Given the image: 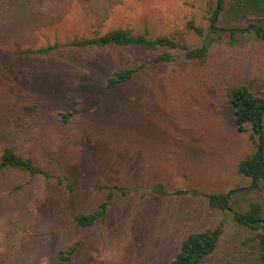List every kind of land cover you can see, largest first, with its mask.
I'll return each instance as SVG.
<instances>
[{"label":"rangeland","instance_id":"374dc122","mask_svg":"<svg viewBox=\"0 0 264 264\" xmlns=\"http://www.w3.org/2000/svg\"><path fill=\"white\" fill-rule=\"evenodd\" d=\"M216 1L0 0V152L10 147L73 187L0 172V264H169L188 234L222 221L218 246L200 264H261L255 231L232 213L203 196L148 190L221 192L234 211L257 203L264 218V179L251 189L238 172L254 150L251 125L237 131L228 98L240 86L264 97V0H223L212 26ZM115 30L171 37L186 49L204 44L208 54L201 64L167 48L19 54ZM161 54L172 60L156 62ZM140 66L128 82L106 88L115 72ZM112 185L137 189L115 196L104 221L77 227L73 217L103 201L107 190L97 187ZM77 240L72 262L59 260Z\"/></svg>","mask_w":264,"mask_h":264},{"label":"trees","instance_id":"16d2710c","mask_svg":"<svg viewBox=\"0 0 264 264\" xmlns=\"http://www.w3.org/2000/svg\"><path fill=\"white\" fill-rule=\"evenodd\" d=\"M223 9V0H217L209 18L212 26L217 21ZM188 27L197 35H202V30L192 23H189ZM257 33L259 35V29ZM107 47H138L148 53L157 52L165 48L182 49L185 51L184 57L187 60H193L200 64L204 62L208 54V48L204 44L197 48L186 49L171 37L151 38L143 35H134L123 30L111 31L92 38L83 37L73 39L65 43L54 42L53 44L40 48L21 49L19 50V54L25 57H45L65 49L84 50ZM171 60L170 55L167 54H161L155 58L156 62H168ZM140 68L141 66L115 72L108 78L106 88L112 89L128 82ZM228 98L234 108V123L237 131L239 133H246L247 125H251L250 139L254 145V150L238 163V172L250 178V188L256 189L258 188L259 182L264 179V97L257 96L246 87L240 86L230 87L228 89ZM11 169L25 172L32 177L40 176L45 180H53L57 185H61L68 193L73 192V187L66 178L59 176L53 177L35 165L30 158H24L12 148L4 147L0 152V172ZM97 188L102 189V191L107 190V193L103 201L94 211L86 214H77L73 217V223L79 228H88L99 221H104L110 202L115 196L124 197L137 189V187L119 185ZM148 190L151 194L158 196H203L212 209L232 213V218L237 224L255 231L250 242L254 244L253 248L258 254L259 261L261 264H264V224H261V222L264 223V218L260 214L261 207L259 204L251 203L247 210L240 212L234 211L231 207L229 194L221 192L202 193L193 189L168 191L162 185H155ZM234 193V191L230 192L231 195ZM222 222L214 229L188 234L182 240L178 253L169 264H200L201 259L212 254L218 246L222 234L221 228L224 224ZM254 222L258 223V225H253ZM79 244L80 240H77L68 246L65 251L58 252V259L71 263Z\"/></svg>","mask_w":264,"mask_h":264},{"label":"water","instance_id":"95a60500","mask_svg":"<svg viewBox=\"0 0 264 264\" xmlns=\"http://www.w3.org/2000/svg\"><path fill=\"white\" fill-rule=\"evenodd\" d=\"M261 224H264L263 222H261ZM253 225H258V223L254 222Z\"/></svg>","mask_w":264,"mask_h":264}]
</instances>
